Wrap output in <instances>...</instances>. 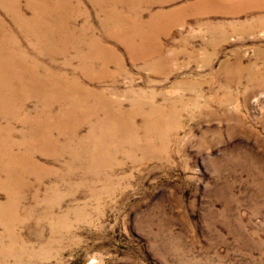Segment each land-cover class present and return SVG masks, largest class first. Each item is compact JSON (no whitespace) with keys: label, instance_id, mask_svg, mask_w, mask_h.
Returning <instances> with one entry per match:
<instances>
[{"label":"rangeland","instance_id":"374dc122","mask_svg":"<svg viewBox=\"0 0 264 264\" xmlns=\"http://www.w3.org/2000/svg\"><path fill=\"white\" fill-rule=\"evenodd\" d=\"M141 10L127 51L97 27L91 34L84 20L106 18L81 7L74 32L84 41L64 37L73 50L57 61H74L73 81L104 100L106 87L128 96L118 98L124 108L151 105L136 118L135 141L110 136L111 155L88 159L84 173L61 170L66 157L38 154L49 176L10 182L0 174V264H264V0ZM107 45L118 54L106 55ZM12 90L0 92V104ZM99 100L82 107L102 113Z\"/></svg>","mask_w":264,"mask_h":264},{"label":"bare ground","instance_id":"6f19581e","mask_svg":"<svg viewBox=\"0 0 264 264\" xmlns=\"http://www.w3.org/2000/svg\"><path fill=\"white\" fill-rule=\"evenodd\" d=\"M92 1L0 0V92L10 89L14 92L12 96L5 97L10 102L0 104V174L10 182L22 181L25 175L49 176L51 169L39 164L38 154L50 156L55 163L66 157L68 164L62 165L61 170L69 167L73 172L76 167L84 173L88 159L93 163L100 155H111L106 143L110 136H127L135 141L131 136L137 133L136 118L143 113L141 109L144 106H151L137 99L124 108L118 98L129 100L128 96L111 93L106 87L102 90L106 92L104 100L100 92H89L86 88L92 86L90 81L83 80L86 89L73 81L79 74L73 67L74 61L64 66H58L57 61L66 57L67 53L71 54L73 48L67 47L69 42L81 44L84 41V38L80 39L81 34L74 32L78 19L84 15L79 12L81 7L97 13L96 18H106L105 22L101 19L92 22L84 20L91 34L97 27L100 33L106 32L108 41L122 44L127 50L131 39L136 37L135 28L141 27V9L149 12L156 3L157 6H164L173 0ZM181 9L184 10V7ZM71 16L75 19L71 20ZM64 37H68L69 42L65 40L64 44ZM57 43L62 47L61 55H53L50 51ZM107 46L109 51L106 55L118 54L117 48L113 51L111 45ZM78 48L81 46L78 45ZM143 48L155 53L151 47ZM135 59L131 58L134 62ZM48 63H52L53 69L45 67ZM29 64L36 66L32 68ZM150 69L154 71L153 67ZM40 75L41 79L38 78ZM104 79L98 84H102ZM128 95L132 96L134 92ZM90 98L100 99L98 104L102 113L84 110L82 105L87 106ZM0 99L4 98L0 96ZM78 104L82 109L80 112L76 111ZM152 113L159 114L155 109ZM143 120L145 124L148 118ZM85 127L90 128L85 135H81L78 130ZM21 149L35 151L30 155L20 153ZM95 164L99 171L105 167L101 159ZM18 194L19 190L10 191L8 205L11 210L18 208Z\"/></svg>","mask_w":264,"mask_h":264}]
</instances>
